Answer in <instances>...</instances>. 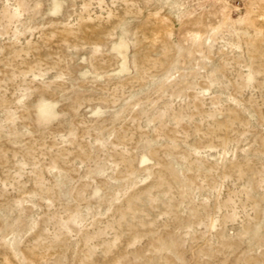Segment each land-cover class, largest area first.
<instances>
[{
  "label": "rangeland",
  "instance_id": "1",
  "mask_svg": "<svg viewBox=\"0 0 264 264\" xmlns=\"http://www.w3.org/2000/svg\"><path fill=\"white\" fill-rule=\"evenodd\" d=\"M0 264H264V0H0Z\"/></svg>",
  "mask_w": 264,
  "mask_h": 264
}]
</instances>
